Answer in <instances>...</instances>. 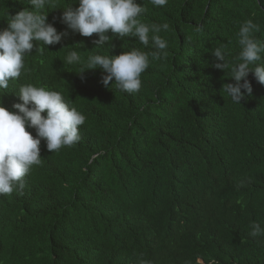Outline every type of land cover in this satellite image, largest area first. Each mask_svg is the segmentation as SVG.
I'll list each match as a JSON object with an SVG mask.
<instances>
[{"label": "trees", "instance_id": "obj_1", "mask_svg": "<svg viewBox=\"0 0 264 264\" xmlns=\"http://www.w3.org/2000/svg\"><path fill=\"white\" fill-rule=\"evenodd\" d=\"M137 3L143 22L169 25L160 33L167 54L150 63L138 93L105 87L100 68L81 75L63 58L73 48L82 60L149 49L129 37L95 48L96 34L73 32L53 9L48 22L67 35L43 55L34 47L0 95L12 110L22 84L45 86L86 117L77 145L52 153L42 139V163L22 192L0 196V264H264V237L249 236L253 221L264 226V85L249 73L251 95L233 103L222 89L234 83L230 71L212 66L216 46L227 45L229 60L238 54L246 19L264 42V0ZM25 7L0 0V29ZM184 194L199 204L178 202Z\"/></svg>", "mask_w": 264, "mask_h": 264}, {"label": "clouds", "instance_id": "obj_2", "mask_svg": "<svg viewBox=\"0 0 264 264\" xmlns=\"http://www.w3.org/2000/svg\"><path fill=\"white\" fill-rule=\"evenodd\" d=\"M77 2L78 7L73 9L69 0H27L31 7H25L14 15L7 14L8 26L0 29V95L6 93L10 82L22 76L26 57L32 54L34 47L36 52L43 55L47 46L59 44L67 35V31L58 32L54 24L48 22V12L53 9H63L60 22L73 32L85 37L96 34L98 39L93 40L95 48L105 46L113 37H129L137 39L145 49H149L133 48L118 55L96 52L82 60L80 53L73 48L63 58L64 64H81V70L77 71L81 75L85 70L100 68L101 82L105 87L115 83L116 88L127 94L140 91L142 74L150 63L167 54V40L160 33L167 31L169 25L143 22L140 17L146 8L137 0ZM149 3L153 7H164L168 0H149ZM259 30V25L251 18L239 24L235 33L239 52L232 60L228 59L227 45L221 44L212 49V66L229 70V77L234 81L222 86L223 92L233 103L241 104L246 93L251 95L249 73L264 85V42L255 36ZM16 93L21 102L13 103L12 110L0 103V196L22 192L25 176L33 166L42 163V139L52 153L65 147L71 148L80 142V126L86 120L85 115L59 91L25 83ZM26 128L35 129V137ZM175 198L180 203H186L189 209L199 204L198 199L189 194ZM192 216L196 219L202 215ZM249 236L264 237V226L253 221L249 225ZM141 264L149 262L141 261Z\"/></svg>", "mask_w": 264, "mask_h": 264}, {"label": "bare ground", "instance_id": "obj_3", "mask_svg": "<svg viewBox=\"0 0 264 264\" xmlns=\"http://www.w3.org/2000/svg\"><path fill=\"white\" fill-rule=\"evenodd\" d=\"M108 115V114H107Z\"/></svg>", "mask_w": 264, "mask_h": 264}]
</instances>
